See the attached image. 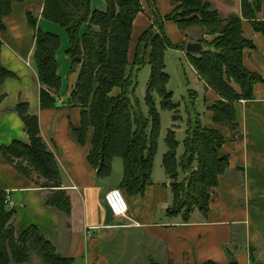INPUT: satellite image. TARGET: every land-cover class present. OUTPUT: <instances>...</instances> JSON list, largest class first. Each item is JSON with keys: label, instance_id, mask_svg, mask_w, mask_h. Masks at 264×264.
I'll use <instances>...</instances> for the list:
<instances>
[{"label": "trees", "instance_id": "obj_1", "mask_svg": "<svg viewBox=\"0 0 264 264\" xmlns=\"http://www.w3.org/2000/svg\"><path fill=\"white\" fill-rule=\"evenodd\" d=\"M23 2L25 0H0V36L7 31L4 18L11 14L13 4ZM147 2L155 4L154 0ZM170 2L173 10L169 15L164 17L157 13L152 26L142 31L135 25L144 12L142 0H105L104 11L93 9L92 0H45L42 11L45 21L65 29L71 72L78 74L67 102L68 108H77L81 112V129L73 128V133L84 146L88 132L92 130L88 161L99 178L111 176L114 160L122 159L124 176L119 189L128 201L134 196H143L147 187L154 185L152 173L161 128L155 97L163 98V109L171 112L176 109L173 95L167 89L166 54L171 49L186 51L188 42L174 43L169 39L166 23H175L183 34L189 28L200 27L204 35L216 37L208 47L206 41L199 40L204 46L199 55L187 53L199 79L220 98L213 106L216 125L225 127L230 133L238 129L236 106L253 100L255 85L264 81L258 72H251L243 63L244 51L254 49L253 41L243 30V19L251 23L255 32L264 34V21L258 19L264 0H241V17L232 14L226 19L208 0ZM27 14L35 31L32 57L42 87L40 109L55 110L63 90L57 59L62 42L57 34L38 26L31 12ZM2 46L0 39V56ZM143 65L151 67L145 95L149 117L143 116L139 102L133 99L137 87L136 72ZM14 77L0 64V86ZM233 84L239 91L233 88ZM17 112L29 141L17 140L9 146L3 145L0 158L31 182L43 189H51L46 208L53 207L70 216L71 198L63 189L57 157L42 137L39 117L29 114L28 104H19ZM186 137L185 153L178 157L179 142L175 132L169 131L166 137L168 150L162 165L171 180L173 195L167 214L172 217L180 215L188 223L195 210L203 216L208 215L219 177L230 168V158L221 153L226 139L218 129L190 126ZM182 170L192 171L187 188L175 184ZM7 198V191L0 190V264L30 263L32 255L40 257L43 264H76L74 258L60 256L36 226L18 238L16 210L9 205ZM230 264L238 263L231 257Z\"/></svg>", "mask_w": 264, "mask_h": 264}, {"label": "crops", "instance_id": "obj_2", "mask_svg": "<svg viewBox=\"0 0 264 264\" xmlns=\"http://www.w3.org/2000/svg\"><path fill=\"white\" fill-rule=\"evenodd\" d=\"M169 1L167 14L157 8L164 17L173 10ZM208 1L220 15H225L223 19L232 14L242 15L241 0ZM44 4L45 0L14 3L11 14L4 18L7 31L0 36V64L15 77L0 86V148L17 140L28 143L17 112L19 104H28L29 114L39 117L42 137L57 157L63 189L71 198L72 214L46 208L51 189L31 182L0 158V190L10 192L8 198L17 215V237L36 226L60 256L74 258L76 264H230L231 257L238 264H264V81L255 85L253 100L236 106L243 132L240 140L231 138L222 148V154L230 158V177H219L208 215L195 210L188 223L180 215L169 216L167 208L173 203L171 181L163 187L154 182L143 196L129 198V217L136 223L133 224L124 217H115L104 197L121 184L123 161L122 179L115 184L106 182L110 176L99 178L88 161L92 130L84 146L73 133V128L81 129V112L68 108L67 102L78 74L73 72L67 89L65 76L61 75L68 63L71 65L66 54L69 46L63 58L57 53L63 84L57 109H40L42 87L35 66L31 65L35 31L27 12L37 10L38 26L47 27L50 23L42 17ZM258 19L264 21V7ZM171 24L178 29L175 23H166L167 33ZM243 30L254 44V49L244 51L243 63L264 80V34L255 32L245 19ZM178 37L179 41L174 43L185 42L186 38ZM112 168L111 176L115 172L114 162ZM89 229L92 231L87 238L85 232ZM31 257L26 264H43L37 255Z\"/></svg>", "mask_w": 264, "mask_h": 264}, {"label": "rangeland", "instance_id": "obj_3", "mask_svg": "<svg viewBox=\"0 0 264 264\" xmlns=\"http://www.w3.org/2000/svg\"><path fill=\"white\" fill-rule=\"evenodd\" d=\"M155 4H151L147 2V0H143V7L144 12L141 13L139 19L136 21V25L142 31L144 28H150L152 26V22L155 21V15L158 13V9H160L162 14H167L168 10V1L169 0H154ZM153 2V1H152ZM170 3V1H169ZM264 6V4H263ZM92 8L95 10H102L106 9V4L104 0H92ZM31 13L34 15L36 19H38L39 14L37 10L32 9ZM225 15L222 14L221 17ZM48 26L42 28L46 31L52 32L55 35L57 34L61 42L64 44L62 50L59 51V55L62 58L65 56V48L69 46L68 37L66 31L63 27L55 24H47ZM176 26L170 25L167 36L173 42H177L178 36L181 35L182 37L186 38L188 43L195 42L199 43V40L206 41V47L212 44L216 37L215 36H206L203 34V30L199 27L189 28L184 31V34L179 28L176 30ZM179 31V32H178ZM180 33V34H179ZM136 34H140V32H136ZM247 35V34H246ZM248 36V35H247ZM248 38H250L248 36ZM137 42V41H136ZM136 42L133 43L131 48V61H133L134 55V47ZM148 62V60H147ZM32 67L34 64L32 62ZM166 71L169 75V83L167 85V89L173 95V103L176 104V109L172 112L165 110L161 107V102L163 98L159 95L156 96V109L159 111L160 114V133L158 136V144H157V154L154 160V169L152 173V180L156 184H161L163 187L169 180L166 175L163 163V157L167 153L168 146L166 143V137L169 131L175 132V137L179 142V147L177 149L178 157L184 155V141L186 140V132L188 131L190 126L194 128L199 126H207L208 128L218 129L223 136H225L226 143L231 140V138H235L237 140L241 139V135L243 130L240 126L234 132H231L221 125H216L213 122V106L219 101V96L213 92L208 86L205 85L202 79H199L197 72L193 65H191L190 59L187 56L186 51L181 50H168L166 54ZM71 65L68 63L67 68L65 71L61 73L64 77V88L67 89L69 87V83L72 81L71 77L73 72L70 70ZM63 69V67H61ZM131 68L129 67V71ZM68 71V72H67ZM137 71V68H136ZM135 73V70H134ZM136 82L137 87L134 92V101H138L140 104V109L142 110L144 117H149V110L146 105V90L149 84V79L151 76V67L149 65H143L140 70L136 72ZM236 91H239V88L236 84L232 85ZM151 126L148 128V132H150ZM235 137H234V136ZM243 136V135H242ZM224 143V145L226 144ZM223 145V146H224ZM223 148V147H222ZM222 153V149H221ZM196 165V164H195ZM114 168L115 172L113 176L110 178L105 179L106 182L113 181V183H118L119 180L122 179L123 168H122V160L121 158L116 159L114 161ZM197 165L195 171H197ZM229 171V170H228ZM192 175V171L184 172V170L180 171L179 177L176 178L177 185L184 186V188L188 187L190 177ZM226 176L230 177V171L226 173ZM36 179L37 176H34ZM122 183V182H121ZM121 185V184H120ZM119 185V186H120ZM119 186L117 189H119ZM171 193V192H170ZM10 194V192H8ZM171 195V194H169ZM172 197V195H171ZM240 199V198H239ZM11 206V205H10Z\"/></svg>", "mask_w": 264, "mask_h": 264}, {"label": "built area", "instance_id": "obj_4", "mask_svg": "<svg viewBox=\"0 0 264 264\" xmlns=\"http://www.w3.org/2000/svg\"><path fill=\"white\" fill-rule=\"evenodd\" d=\"M105 201L107 204L108 209L113 213L115 217H124L131 222H133L130 217L129 211V201L126 196H124L121 189H111L105 193ZM9 205H11V200L7 198ZM133 224H136L133 222ZM93 229V228H92ZM92 229H89L85 232L86 237H90Z\"/></svg>", "mask_w": 264, "mask_h": 264}, {"label": "water", "instance_id": "obj_5", "mask_svg": "<svg viewBox=\"0 0 264 264\" xmlns=\"http://www.w3.org/2000/svg\"><path fill=\"white\" fill-rule=\"evenodd\" d=\"M204 46L202 43H195V42H190L186 46V51L189 54H195L199 55L201 52H203Z\"/></svg>", "mask_w": 264, "mask_h": 264}]
</instances>
